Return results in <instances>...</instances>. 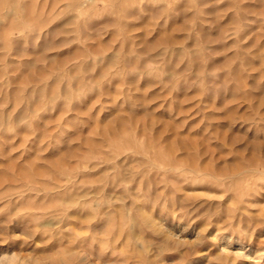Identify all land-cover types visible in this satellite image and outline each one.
<instances>
[{"label": "rangeland", "instance_id": "obj_1", "mask_svg": "<svg viewBox=\"0 0 264 264\" xmlns=\"http://www.w3.org/2000/svg\"><path fill=\"white\" fill-rule=\"evenodd\" d=\"M0 264H264V0H0Z\"/></svg>", "mask_w": 264, "mask_h": 264}]
</instances>
